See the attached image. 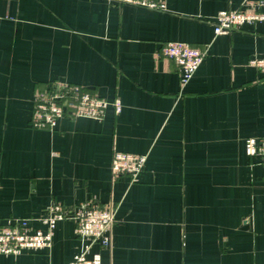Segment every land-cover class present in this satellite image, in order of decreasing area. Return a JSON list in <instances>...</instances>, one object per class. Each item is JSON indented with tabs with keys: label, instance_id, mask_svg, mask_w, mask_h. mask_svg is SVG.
<instances>
[{
	"label": "crops",
	"instance_id": "obj_1",
	"mask_svg": "<svg viewBox=\"0 0 264 264\" xmlns=\"http://www.w3.org/2000/svg\"><path fill=\"white\" fill-rule=\"evenodd\" d=\"M154 10L112 0H0V226L114 202L113 264H264V163L245 140L264 134V21L215 34L219 11L242 0H166ZM264 12V6L261 8ZM167 41L206 48L182 88ZM81 84L109 100L103 120L30 126L37 92ZM115 150L147 154L138 181L114 178ZM89 241L58 222L50 247L0 264H66Z\"/></svg>",
	"mask_w": 264,
	"mask_h": 264
},
{
	"label": "built area",
	"instance_id": "obj_2",
	"mask_svg": "<svg viewBox=\"0 0 264 264\" xmlns=\"http://www.w3.org/2000/svg\"><path fill=\"white\" fill-rule=\"evenodd\" d=\"M129 3L154 10H166V0H112ZM244 7L223 9L215 17V34H227L245 22L264 21V0H242ZM206 48L185 41H167L160 55L172 61L178 72L180 86L184 88L193 78L202 64ZM250 64L264 67V57L251 58ZM109 107L116 114L120 113L122 104L118 98L109 100L94 90L81 84L69 82L48 83L47 87L36 94L31 112L30 126L35 128H53L60 118L89 117L103 120ZM246 153L250 158H257L264 163V134L249 136L245 140ZM148 156L143 153L115 150L111 160V173L114 178L128 176L138 181L146 167ZM117 206L114 202L106 205L94 202H83L73 211L68 210L61 202L52 201L45 208L38 220L45 228L34 227L33 218H10L0 226V253L19 255L24 251L38 252L51 246L54 230L59 221L72 219L75 222V234L78 239L89 241L83 251L76 254L66 264H113L103 263L100 254L87 256L91 244L111 248L113 244V226L116 222Z\"/></svg>",
	"mask_w": 264,
	"mask_h": 264
}]
</instances>
